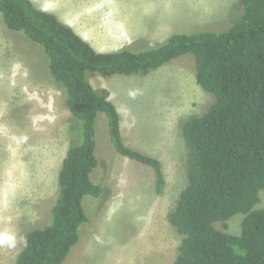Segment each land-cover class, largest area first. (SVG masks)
<instances>
[{
	"label": "rangeland",
	"instance_id": "rangeland-1",
	"mask_svg": "<svg viewBox=\"0 0 264 264\" xmlns=\"http://www.w3.org/2000/svg\"><path fill=\"white\" fill-rule=\"evenodd\" d=\"M32 1L99 52H142L174 34L224 32L243 12L240 0ZM89 81L119 105L125 145L162 163L165 186L157 193L152 168L115 150L100 113L91 180L103 192L84 197L89 222L64 264H174L181 238L169 215L189 184L184 125L213 98L196 83V57L182 55L148 74ZM65 101L44 50L9 30L0 15V264H15L26 234L51 221L61 163L69 146L83 140L82 124H73ZM255 209H264V190ZM243 219L235 215L227 232L238 235Z\"/></svg>",
	"mask_w": 264,
	"mask_h": 264
},
{
	"label": "trees",
	"instance_id": "trees-1",
	"mask_svg": "<svg viewBox=\"0 0 264 264\" xmlns=\"http://www.w3.org/2000/svg\"><path fill=\"white\" fill-rule=\"evenodd\" d=\"M239 7L241 16L224 32L174 34L142 52H99L32 0H0L6 27L44 50L72 122H81L83 135L80 144L69 146L61 163L50 223L26 234L15 264H64L79 242L80 229L89 222L83 199L100 198L103 192L91 180L98 166L100 113L108 119L115 150L152 168L161 193L162 163L125 145L109 91L94 89L89 77L148 74L186 54L196 57V83L213 98L207 111L184 125L189 184L169 215L181 238L174 264H264V209H255L264 190V0H240ZM237 214L244 219L235 235L227 232V222Z\"/></svg>",
	"mask_w": 264,
	"mask_h": 264
},
{
	"label": "crops",
	"instance_id": "crops-1",
	"mask_svg": "<svg viewBox=\"0 0 264 264\" xmlns=\"http://www.w3.org/2000/svg\"><path fill=\"white\" fill-rule=\"evenodd\" d=\"M110 100H111V101L114 103V105L116 106V108H117V110H118V112H119V114H120V117H121V109H120L119 105H117V104L112 100L111 95H110ZM121 130H122V127H121Z\"/></svg>",
	"mask_w": 264,
	"mask_h": 264
}]
</instances>
